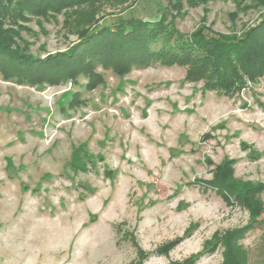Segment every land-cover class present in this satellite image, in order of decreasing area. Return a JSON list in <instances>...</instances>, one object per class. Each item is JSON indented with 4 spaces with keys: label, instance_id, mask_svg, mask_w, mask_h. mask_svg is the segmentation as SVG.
Wrapping results in <instances>:
<instances>
[{
    "label": "rangeland",
    "instance_id": "374dc122",
    "mask_svg": "<svg viewBox=\"0 0 264 264\" xmlns=\"http://www.w3.org/2000/svg\"><path fill=\"white\" fill-rule=\"evenodd\" d=\"M53 8L1 17L20 67L62 68L33 65L38 79L0 68V264H264V72L232 73L220 93L225 53L193 45L202 30L242 37L264 0ZM130 13L162 21V55L67 64L87 32ZM165 54L189 61L193 79ZM222 166L236 182L225 194L211 187Z\"/></svg>",
    "mask_w": 264,
    "mask_h": 264
},
{
    "label": "trees",
    "instance_id": "16d2710c",
    "mask_svg": "<svg viewBox=\"0 0 264 264\" xmlns=\"http://www.w3.org/2000/svg\"><path fill=\"white\" fill-rule=\"evenodd\" d=\"M74 1L77 0H0V22L1 17L4 16L7 17L8 15H12L21 17L24 16V13L37 14L43 9L49 11L51 7L54 9V6L67 5ZM165 9L160 11V13L164 12ZM120 20L121 22L114 20L105 27L98 26L93 32H87L84 35L86 37L82 38L84 40H81L82 42L74 46L70 53L66 55L67 64H72L74 66L80 65L83 64L82 61L84 58H95L98 59V62H105L108 65H113L115 63L116 65L131 66L133 63H145L151 58L162 55V52H160L162 51L161 47L166 41L162 21L145 22L132 16L131 13L128 15L122 14ZM4 31L6 30L0 27L1 70L4 69L3 67H12L13 70H17L20 73L18 76L19 79L25 77L30 79H32V77L34 79L40 78V76H42V71H29V68H32L33 65H39L43 68L44 65L48 64L51 68L53 67L61 71V65H57L55 62L51 64L48 61L28 62L29 64L24 62L23 64H28V66L20 67V65H18V63H20L18 55L11 50L14 42L9 44V40H5L6 37L12 38V36L4 34L8 33V30L7 32ZM194 37L196 40L193 42V45H203L205 49L216 53L219 58L223 53L226 55L225 62L227 63V67L225 68V75L220 76L218 82H216V88L218 90L220 89V93H224L225 90H232L238 83L237 81L233 82L232 73H234L235 77L240 74H246L253 80L255 78L257 79V77L264 72V17L242 37L232 42L224 41L218 35H213L207 30H202ZM174 45L176 46L178 44ZM174 45L169 43L170 48H174ZM184 48L185 46L179 43L176 49L177 52H180L183 51ZM165 57L182 65L184 64L187 68L189 67L190 62L187 60H183L182 62L183 58H178L177 55L165 54ZM230 60L236 61V69L234 71L228 68ZM225 62L223 61L222 63L225 64ZM37 68L39 67L37 66ZM55 71L56 70H54V72ZM44 77L47 76L44 74ZM186 77L193 79L191 68L187 69ZM220 171L222 177L215 181L221 182L223 185L221 187L217 185L211 187L225 194L226 190L230 191L231 188L235 189L233 184L236 182H228L229 184H225V166H222ZM225 244L230 245V241L226 240Z\"/></svg>",
    "mask_w": 264,
    "mask_h": 264
}]
</instances>
